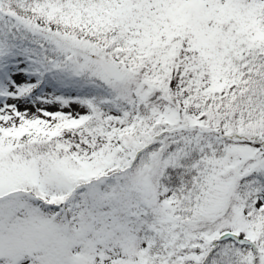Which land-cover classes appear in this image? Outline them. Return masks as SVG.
<instances>
[{"label":"snow or ice","instance_id":"1","mask_svg":"<svg viewBox=\"0 0 264 264\" xmlns=\"http://www.w3.org/2000/svg\"><path fill=\"white\" fill-rule=\"evenodd\" d=\"M0 264H264V0H0Z\"/></svg>","mask_w":264,"mask_h":264},{"label":"rangeland","instance_id":"2","mask_svg":"<svg viewBox=\"0 0 264 264\" xmlns=\"http://www.w3.org/2000/svg\"><path fill=\"white\" fill-rule=\"evenodd\" d=\"M21 107L23 108V107H24V105L22 104V105H21Z\"/></svg>","mask_w":264,"mask_h":264}]
</instances>
